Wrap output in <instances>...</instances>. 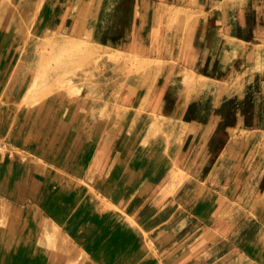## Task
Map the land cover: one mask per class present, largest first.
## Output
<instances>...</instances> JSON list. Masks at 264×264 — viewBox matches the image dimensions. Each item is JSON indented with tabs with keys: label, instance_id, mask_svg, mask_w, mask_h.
Instances as JSON below:
<instances>
[{
	"label": "rangeland",
	"instance_id": "1",
	"mask_svg": "<svg viewBox=\"0 0 264 264\" xmlns=\"http://www.w3.org/2000/svg\"><path fill=\"white\" fill-rule=\"evenodd\" d=\"M0 264H264V0H0Z\"/></svg>",
	"mask_w": 264,
	"mask_h": 264
}]
</instances>
